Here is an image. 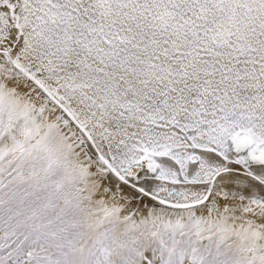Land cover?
Masks as SVG:
<instances>
[{"label": "snow or ice", "instance_id": "obj_1", "mask_svg": "<svg viewBox=\"0 0 264 264\" xmlns=\"http://www.w3.org/2000/svg\"><path fill=\"white\" fill-rule=\"evenodd\" d=\"M0 264H264V0H0Z\"/></svg>", "mask_w": 264, "mask_h": 264}]
</instances>
